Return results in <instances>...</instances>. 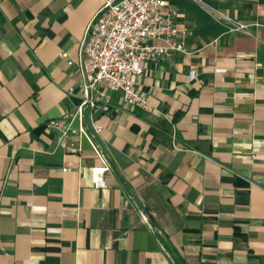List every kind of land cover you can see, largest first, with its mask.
Here are the masks:
<instances>
[{"label":"crops","instance_id":"1","mask_svg":"<svg viewBox=\"0 0 264 264\" xmlns=\"http://www.w3.org/2000/svg\"><path fill=\"white\" fill-rule=\"evenodd\" d=\"M166 1L190 53L140 77L148 109L114 94L95 113L97 188L87 137L75 150L47 125L80 101L69 60L105 0H0V264H175L165 244L190 264H264V0H201L251 34Z\"/></svg>","mask_w":264,"mask_h":264},{"label":"built area","instance_id":"2","mask_svg":"<svg viewBox=\"0 0 264 264\" xmlns=\"http://www.w3.org/2000/svg\"><path fill=\"white\" fill-rule=\"evenodd\" d=\"M195 1L207 6L201 0ZM208 8L230 25V31L251 34L248 24L219 9ZM178 15L166 0H105L87 24L78 58L69 60L79 67L82 77L77 89L80 101L59 118L50 119L47 126L57 133L59 141L75 150L83 149L81 138L87 137L101 160L93 168V184L97 188L106 186L105 173L111 166L95 142L104 129L95 113H110L114 94L122 103L141 109L150 107L149 92L141 86L140 77L176 52L190 53L187 42L194 31L180 23ZM61 55L68 57L69 52ZM195 73L192 70L189 76L193 78ZM68 169L64 167L62 171Z\"/></svg>","mask_w":264,"mask_h":264},{"label":"trees","instance_id":"3","mask_svg":"<svg viewBox=\"0 0 264 264\" xmlns=\"http://www.w3.org/2000/svg\"><path fill=\"white\" fill-rule=\"evenodd\" d=\"M165 246L173 260H175V264H190L174 247L168 244H165Z\"/></svg>","mask_w":264,"mask_h":264}]
</instances>
